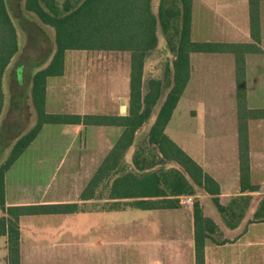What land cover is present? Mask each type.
<instances>
[{
    "label": "crops",
    "instance_id": "obj_1",
    "mask_svg": "<svg viewBox=\"0 0 264 264\" xmlns=\"http://www.w3.org/2000/svg\"><path fill=\"white\" fill-rule=\"evenodd\" d=\"M191 39L256 43L259 51L244 53L246 105L248 109H264V0L259 1L258 41L252 35L250 0H192ZM68 51L63 74L46 79L47 112L125 116L122 111L130 100L131 53L82 50L83 68L76 67L72 74ZM18 75L22 76V70ZM181 103L188 108L190 123L199 124L203 137L200 151L187 140L191 132L182 134L186 139L179 142L168 132ZM247 129L250 180L259 189L242 192L236 55L191 53L190 77L165 132L219 183L217 197L223 205L241 195L264 194V117L248 119ZM123 130L118 125H43L5 172L6 206L83 201L82 192ZM10 150L4 153L8 155ZM64 168L68 172L65 179L52 184L57 170ZM160 187H165L163 182ZM214 196L206 192L200 201L204 216L217 225L211 237L205 239V264H264V221L253 220L255 210H250L230 225L215 207ZM175 197L168 192L167 196L125 200ZM19 220L21 264H196L191 204L150 209L89 208L28 214ZM2 263L8 264L6 235L0 237Z\"/></svg>",
    "mask_w": 264,
    "mask_h": 264
},
{
    "label": "trees",
    "instance_id": "obj_2",
    "mask_svg": "<svg viewBox=\"0 0 264 264\" xmlns=\"http://www.w3.org/2000/svg\"><path fill=\"white\" fill-rule=\"evenodd\" d=\"M259 1L250 0L252 35L259 40ZM26 12L35 15L39 21L54 30V47L49 58L37 66L32 73L30 97L34 126L22 133L12 144L10 153L0 164V237H8V264L20 263V217L28 214L64 213L79 209L80 203L34 204L6 206L4 175L23 151L36 138L45 124H95L118 125L124 128L112 152L104 159L84 191L82 200L92 197L93 188L99 176L112 168L117 150H125L133 141L136 130L150 117L152 106L160 97L161 83L151 80L150 90L143 96V74L145 61L151 51L158 46L157 27H161L168 48L175 52L174 86L168 93L157 117L151 126L149 139L156 144L163 155L175 158L185 168L195 184L207 193L215 195L213 200L224 215L226 223L234 225L236 214L247 203L249 195L234 198L228 205L220 203L219 183L205 173L202 167L189 156L165 132L174 109L190 77V55L193 52H232L236 55L237 94L239 112V161L241 191H256L258 185L250 180L249 143L247 120L264 117V109H248L246 105L244 53L259 51L256 43L235 44L217 42H195L191 39L192 0H159L157 13L152 9V0H24ZM20 49L19 32L14 22L7 0H0V125L5 117L4 75L11 66ZM67 50H107L128 51L131 53L130 110L125 116L81 115L50 113L46 110V79L49 76L62 75L64 58ZM1 127V126H0ZM1 131V130H0ZM1 133V132H0ZM162 178L159 174H150L142 178L132 173L118 176L112 187V203L106 207L121 210L127 207L150 209L154 207H176L173 199L125 200L137 197L167 196L169 184L163 179L164 188L160 187ZM175 190V195L194 190ZM84 203V202H83ZM236 217L233 221L232 217ZM230 216V217H229ZM196 264H205V239L216 230V223L205 217L201 206L194 205ZM253 220L264 221V194L260 196Z\"/></svg>",
    "mask_w": 264,
    "mask_h": 264
},
{
    "label": "rangeland",
    "instance_id": "obj_3",
    "mask_svg": "<svg viewBox=\"0 0 264 264\" xmlns=\"http://www.w3.org/2000/svg\"><path fill=\"white\" fill-rule=\"evenodd\" d=\"M7 1L19 32L20 49L4 75L6 98L4 105L5 117L2 125H0V162H4V158H7V153L4 152H8L18 137L35 124L36 118L33 114L30 97L31 76L35 68L49 58L54 47V30L49 26L43 25L35 15L26 12L23 5L24 0ZM63 1L58 0L60 4ZM158 2L159 0H152V9L155 13H157ZM157 37L158 46L149 54L148 63L145 67L146 71L143 74L142 94L144 96L149 92L151 80H158L161 83L160 97L152 106L150 117L136 130L131 144L125 150H117L114 153L115 159L111 162L112 168L103 176L98 177L97 186L93 188L92 197L84 203L83 201L79 202V209H104L110 205L113 201L110 196L116 178L127 173H132L140 178L153 173L159 174L162 182L163 179H167L169 188L166 190L173 194H175V190L181 188H184L183 190H194L193 193L186 192L176 195L173 200H176L178 205H181L182 196L193 194L195 198L191 205L194 208L195 204L198 203L200 205L201 199L206 194L203 188L195 184L181 163L175 158L163 155L159 147L151 143L149 139L151 126L168 93L174 86L173 64L176 54L169 50L166 38L159 26L157 27ZM84 54L82 50L68 51L70 73L75 74L76 67L79 69L83 68L81 62ZM21 70L22 76L20 78L18 72L20 73ZM187 109L185 103H181L168 132L178 142L183 138L182 134L191 132L192 135L187 140L193 144L194 149L200 151L203 142L200 127L195 121L190 123L189 114H186ZM129 110L130 100L122 113L127 115ZM67 173L65 168L57 170L56 175H58L55 177V183L53 182L54 180L50 182L58 184L65 179ZM259 199L260 196H249L247 203L242 205L244 211L237 208L236 214H241V212L244 214L250 210H255ZM152 201L157 202L158 199ZM207 203L209 204V201ZM214 205L216 207V204ZM230 216L232 217V215ZM235 219L236 217H232L233 221Z\"/></svg>",
    "mask_w": 264,
    "mask_h": 264
},
{
    "label": "built area",
    "instance_id": "obj_4",
    "mask_svg": "<svg viewBox=\"0 0 264 264\" xmlns=\"http://www.w3.org/2000/svg\"><path fill=\"white\" fill-rule=\"evenodd\" d=\"M195 195H184L181 197V201L182 203H186V204H192L194 201Z\"/></svg>",
    "mask_w": 264,
    "mask_h": 264
},
{
    "label": "water",
    "instance_id": "obj_5",
    "mask_svg": "<svg viewBox=\"0 0 264 264\" xmlns=\"http://www.w3.org/2000/svg\"><path fill=\"white\" fill-rule=\"evenodd\" d=\"M125 108L123 107V110H124Z\"/></svg>",
    "mask_w": 264,
    "mask_h": 264
}]
</instances>
